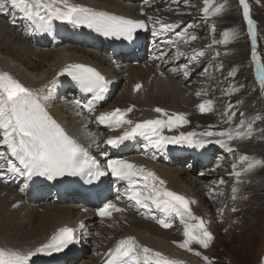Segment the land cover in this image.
<instances>
[{
    "label": "bare ground",
    "instance_id": "obj_1",
    "mask_svg": "<svg viewBox=\"0 0 264 264\" xmlns=\"http://www.w3.org/2000/svg\"><path fill=\"white\" fill-rule=\"evenodd\" d=\"M72 2L97 11H105L133 20H144L148 25L145 33H152L153 23L147 17V13H143L137 7L121 0H72ZM11 14L14 20L13 22H8L6 17ZM156 26L157 25H155V27ZM24 28L35 35L30 42L28 39L29 35L27 36L22 31ZM37 33L40 32H36L33 24L24 19L15 9H8L5 12H0V71L8 72L10 75L12 74L15 79L19 80L30 89L36 91L43 89L39 94L41 96H49V99L45 101L49 114L69 135L77 140L78 143L82 144L88 150L89 155L95 157L100 162L101 166H106L107 160L109 159H124L137 165H142L165 180L166 186L170 190L182 194L194 201V203L190 205L193 213L205 220L208 230L215 236V229L217 228L213 225H217L218 221H216L215 214H213V205L221 196V194H215L220 193L219 190L226 187L221 185L222 187L219 190L213 189L211 184L206 183V175H204V177L201 176L198 179L201 182V189L193 191L188 189L186 184L183 183L178 172L176 173L160 166H172L173 162L170 164L169 160L171 161L175 156L178 158L183 157L185 148H183L182 145L170 144L165 151L145 149L144 144L147 141L143 137H137L134 140L126 141L119 148H113L112 146L109 149L105 148L106 146H110L105 143L106 139L111 136L120 135L122 129L113 131L104 125H98L85 109L77 107L76 102L79 101L83 104L84 98L88 96L87 93L74 81H68L65 78L66 75L59 76V72L66 65L81 63L96 68L110 81L109 92L106 99L99 102L96 107L95 115H99L104 111H111L115 108L126 109L134 106V110L129 114V118L140 121L159 117L160 114L154 111L155 108L159 107L165 109L170 114L185 113L189 120L187 125H183L171 132L165 129V135H179L180 132H196L199 134L202 133V130H197L199 127L196 129L192 121L199 122L203 118L209 117L211 114L210 112L201 113L198 107L197 109H195V107L199 103L209 99L210 95L209 93H203L200 96L191 95V83L188 81L190 77L184 75L182 66L189 58L182 56L166 60L165 56L168 52L158 57H152L151 61L147 63L150 65L149 68L146 65L138 67L141 72L145 73L147 79H142L137 83L133 82L128 90L124 92V103L112 108L105 106V103L115 91V87L113 86L117 81V67H127L128 63L126 62L128 57H124L122 62L124 64L119 65L115 64L116 61L113 62L110 59L102 57L98 51H109L111 55H107L109 58H115V53L125 54L126 51L131 53L135 51L133 49L134 47L137 49L141 45L144 34L139 33L133 36L132 40L124 38H106L90 29L74 28L70 24L59 21L54 22V28L51 33H41L43 38L36 36ZM61 38L62 40H60ZM155 38L159 39L158 36H155ZM31 41H33L35 45H33ZM77 41L81 42V44H72ZM158 42L157 40L154 44ZM51 43H54V45L52 44L53 47H49L44 51L40 48L45 45L49 46ZM154 44H151V47H153ZM153 51L155 54L160 52L157 46L154 47ZM5 55L7 57H5ZM227 55L228 54H225V57H227ZM38 59L41 60L42 64H37ZM173 69H175V71H173ZM177 69L178 72L176 71ZM161 73H163V75H161ZM151 74L153 79H151ZM53 80L57 81L55 86L51 83ZM136 84L142 85L139 91L135 90ZM151 85L162 86V91L160 90V99L157 100L152 97ZM208 89L209 86L207 87V91ZM74 90H76V93H74ZM67 92L70 93L68 94ZM62 97H70L68 100H63V106L60 104V99H62ZM171 98H173V101ZM177 100H181L183 110H179V102L175 105ZM220 100L219 98H214L212 105L213 110L211 112L217 113L215 107L220 106ZM64 102L66 103L65 105ZM169 104L172 107L167 108ZM245 106L246 107L242 109L244 111L252 108L247 102ZM175 107L177 109H175ZM257 115L264 117V111L258 112ZM234 119L235 123L239 120V118L238 120L236 118ZM251 119L252 117L249 118V121ZM257 120L258 121H256L254 125L256 132L251 138L240 139V141L236 140L231 143V146L234 145L237 146V148L241 146V150H236V153H230L227 149L222 148L224 155L229 154L232 157L238 154H247L250 156L254 154L253 156L257 159L264 158V139L262 138L264 133L259 131V129L264 128V119ZM215 126H218V124ZM224 126H218V130H222ZM210 127L211 126H209V129ZM226 128L225 126V129ZM104 132L109 133L106 136L107 138L101 135ZM89 133H93L98 137V147L93 143V138ZM253 149L255 150L252 151ZM0 151H6V149L1 148ZM189 154L191 156L187 158H190L193 163H198L200 165L205 164L202 160L209 164V162L218 156L225 157L217 152L214 144H210L204 149L192 148ZM187 158L180 160L183 161ZM232 159L236 160L237 158L234 157ZM185 163L186 162L183 164ZM234 163L236 162L228 166L231 172ZM238 166L239 168L244 167V165H240L239 163ZM261 170L262 168L257 167L253 170L254 173H256L254 176L251 175L252 171L243 175L241 177L242 183L239 184H237L234 176H230L229 179L230 182L233 180L235 185L241 189L243 184L250 183L251 185V182L260 181L261 177H258V174ZM7 174L8 175H5L7 176V182L10 181L15 183L21 179H25V186L22 188L24 191L19 193L12 188L1 185L2 182L0 181V247L21 251L34 250L48 243L51 237L55 235L60 228L65 226L76 229L75 235L78 240V245L92 242V231H94L98 239L95 242H98L96 244L99 248H94V250H92L93 247H90L86 253L81 251L83 258H88V260L80 258V255H75L74 257L67 256V253L72 249L73 244H75L73 243L60 253H55L51 256L39 255L33 258L31 264H102L108 259L109 250L113 249L120 239L129 236L135 237L142 245L160 251L170 258L182 260L185 264H199L191 259L192 256H195L200 260L201 264H203L202 256H196L193 252L181 249L176 243H173L174 241L182 242L184 240L183 226L179 223L178 218H176L174 226L167 229L157 223V219L165 218L166 214L157 210L149 211L146 209L129 208L128 211L117 213L111 218H102L96 214L97 207L90 199V195L85 186L82 185L83 181L80 178L68 179L63 186L59 185V183H62L64 178L48 180L45 177H33L29 180L27 177H22L20 175ZM180 174L186 173L181 171ZM29 183H33L32 192L36 194L37 197L43 198L47 204L38 207L35 204L36 202H27V200H37V197L31 196V193L26 191V187ZM261 186L262 184L260 187ZM64 187L70 188L71 191H73L69 193L70 197L63 191ZM125 188L126 183L118 181L116 178L103 179L102 186L96 191V198L98 201L105 200L107 202L117 203L120 207H125ZM210 190H213L214 198L209 195ZM230 197L232 196H229V198ZM248 198V195L245 194L244 199L247 201ZM65 200L71 201V206L64 209L63 206L57 205ZM204 200L208 205H204ZM238 200L239 198H237V201ZM8 204H11L10 207H7ZM225 204L227 205V203ZM204 207L209 210L207 213H205ZM43 210H46V212ZM74 211L80 213L74 214ZM234 213L236 214L238 211H234ZM80 214L83 215L82 218H79ZM38 217L39 223H37ZM108 221L111 222L109 226L106 224ZM81 225L83 226L81 227ZM175 234H177L176 237ZM101 238L104 239L102 240ZM215 241L216 236L207 249L196 244H193L192 248L196 251H200L202 255L208 256L210 254L207 252L216 244ZM105 242L109 243L106 244ZM96 249L103 252L96 255ZM63 259H66V263H64Z\"/></svg>",
    "mask_w": 264,
    "mask_h": 264
},
{
    "label": "snow or ice",
    "instance_id": "obj_2",
    "mask_svg": "<svg viewBox=\"0 0 264 264\" xmlns=\"http://www.w3.org/2000/svg\"><path fill=\"white\" fill-rule=\"evenodd\" d=\"M184 2L188 3V0ZM203 2L205 20L219 15L224 9L223 4L212 8L213 0H203ZM239 4L243 7V17L247 21L248 33L252 37V59L256 63V77L261 91H264V64L260 63L255 47L256 24L250 15L248 0H239ZM8 9H15L24 19L33 24L36 32L40 33H51L55 21L70 24L74 28H87L106 38L127 40H132L138 29L147 30L148 28L144 20H133L105 11H97L73 3L72 0H0V12ZM149 20L153 23V36L175 32V29L180 27L178 23H163L158 17H149ZM157 24L160 25L159 29L155 27ZM212 30H215V25L212 26ZM236 35L235 32L225 31L223 40H213V43L228 44ZM175 36V40L169 39L165 43L175 47L177 55H184L179 49L181 41L187 44L198 39L194 34H189L187 28L175 32ZM204 55L203 50H193L191 59L198 62V58ZM216 55L219 56L220 53L217 52ZM183 69L184 75H189V65L184 64ZM65 75L78 84L84 92L92 95L87 103L81 104L77 101V107L85 109L98 125H104L113 131L122 129L120 135L111 136L105 141L113 148H119L126 141L143 137L147 141L144 144L145 149L165 151L170 144L204 149L207 145L216 144L234 153L236 150L231 147V143L251 138L256 132L254 128L256 120L264 119L257 116L249 121L245 118V113L241 112V119L235 127L230 126L221 131L208 130L199 134L180 132L179 135H165V129L171 132L187 125L189 123L187 114H170L165 109L157 107L154 111L160 114L159 117L137 121L129 118V114L134 110L132 106L126 109L115 108L95 115L99 102L106 99L110 81L96 68L81 63L66 65L59 72V76ZM56 82L53 80L51 83L55 86ZM141 87V84H136L135 90L139 91ZM42 91L43 89L39 91L30 89L8 72L0 71V147L6 149V151H0V178L5 176L6 171L12 175L27 177L29 180L33 177L55 180L69 175L84 177L88 183H93L110 172L118 181L126 183V206L120 207L113 202L105 203L97 210L98 216L111 218L114 213H124L129 208L157 210L166 214L165 218L157 219V223L166 229L172 228L178 218L183 226L184 240L173 243L181 249L193 252L196 256H202L207 264H211L208 256L192 248V245L196 244L207 249L214 239L205 220L193 213L190 205L194 201L170 190L165 180L142 165L124 159H109L106 166H101L100 162L89 155L88 150L49 114L45 105L49 96H41L39 93ZM231 91H239V89L233 88L229 94ZM201 94L196 93L197 96ZM212 105L213 101L205 100L197 107L201 113H206L213 110ZM234 107L236 106L228 104L227 111L223 114L226 116L224 123L233 124L236 117V111L232 110ZM259 131L264 133V128ZM89 135L98 147V137L93 133ZM238 159L239 164L244 167L239 168L238 164L234 163L231 173L236 178L237 184L242 183L243 175L257 167H264V160L247 154L240 155ZM220 183L223 184L225 181L221 180ZM238 191V187H233L231 197L233 200L237 199ZM209 195L214 198L213 190L209 191ZM236 210L233 207L232 211ZM75 233L76 229L72 227H62L48 243L34 250L21 251L0 247V264H31L33 258L39 255L51 256L53 253H60L69 245L78 243ZM105 264H185V262L170 258L160 251L142 245L135 237L129 236L120 239L116 246L109 250ZM261 264H264V260Z\"/></svg>",
    "mask_w": 264,
    "mask_h": 264
},
{
    "label": "rangeland",
    "instance_id": "obj_3",
    "mask_svg": "<svg viewBox=\"0 0 264 264\" xmlns=\"http://www.w3.org/2000/svg\"><path fill=\"white\" fill-rule=\"evenodd\" d=\"M121 1L137 7L143 13H147L148 18L158 17L163 23H178L180 27L175 29V32H179L187 28L188 33L194 34L198 37V39L187 44L181 41L179 43V49L181 53H184V55H177L176 48L165 43V41L169 39H176L175 32H168L164 35L158 36L159 39H156L151 32L147 34L145 33V30H142L140 33H143L144 35L141 40V45L137 49L134 47L133 49L135 51H132L131 53L129 51H126L125 54L115 53V58H109V56L107 57V55H110L109 51H98L102 57L110 59L113 62L116 61L115 64L119 65H123V58L128 57L126 62L128 63L127 67H117L118 70L116 69L117 81L113 86L115 87V91L113 94H111L105 103V106L113 108L123 104L124 92L128 90L133 82L137 83L142 79H147L145 77V73L141 72L138 67L146 65L149 68L150 65L147 63L151 61L152 57H158L159 55L166 54L168 52L165 56L166 60L182 56L189 58L188 61L183 62L184 64L189 65L188 77L190 78L188 81L191 83V95H196L197 92L202 94L209 93L210 98L207 100L213 101L214 98L221 99L220 106L215 107V111H217V113L210 112L211 115H209V117L203 118L199 122L192 121L196 129L199 127L197 130H202L201 132H204V130L221 131L218 130V126L225 125L227 128L230 126L235 127V125H237L241 119V112L245 113V118L249 120L250 117L253 118L258 116V112L260 113L261 111H264V91H261L260 89L259 80L256 77V63L252 59V37L248 33L247 21L244 20L243 7L239 4V0H213L212 8L223 4L224 9L219 15L209 17L207 20H205L203 14V8L205 7L203 0H188V3H185L184 0H179V2H177V0ZM248 4L250 6V15L254 20L257 29L255 45L256 52L260 63L264 64V0H248ZM6 18L8 22H13L14 20L12 14ZM213 25H215L214 31L212 30ZM156 28H160L159 24H157ZM22 31L27 36L29 35V38L27 37L29 42L32 37L35 36L26 28H24ZM225 31L235 32L237 35L232 38L228 44L213 43V40H223V33ZM36 36L43 38L41 33H37ZM60 40H62V38ZM157 40L159 42L154 44ZM31 43L35 45L33 41H31ZM76 43L81 44V42L78 41L73 42L72 44L76 45ZM52 44L54 45V43H51L49 46L45 45L38 47L42 48V51H44L49 47H53ZM151 44H154V46L151 47ZM156 46L160 50V52L157 54H155L153 51L154 47ZM90 49L93 50L92 48ZM193 50H203L206 53L203 57L198 58V62H194L191 59ZM217 52L220 53L219 56L216 55ZM225 54H228L227 57H225ZM5 57L7 56L5 55ZM40 63L42 64L41 60L38 59L37 64ZM205 69H207V71H205ZM176 71L178 72V69ZM233 72L235 75H230V73ZM66 79L69 81L68 78ZM151 79H153L152 74ZM208 86L209 89L207 91ZM233 88L239 89V91H231V94H229L230 90ZM160 90L162 91L161 85L152 86V97L157 100L160 99ZM75 91L76 90H74V93H76ZM67 93L69 94L70 92ZM64 99L68 100L70 97H62V99H60L61 106H63L62 103ZM171 100L173 101V98H171ZM178 102L180 103L179 110H183V104L181 103V100H177L175 105ZM246 102L250 104L252 108L244 111L242 109L243 107H246ZM229 103L236 106L232 110L236 111L235 118L237 120L239 118L238 122H233L232 125H226V123H224L226 116L223 114L227 111V106ZM65 104L66 103L64 102V105ZM168 107L172 106L169 104L167 108ZM175 109L177 108L175 107ZM195 109H197V106ZM217 124L218 126H215ZM209 126H211L210 129ZM225 126L222 130L225 129ZM107 134L109 133L104 132L101 135H103L104 138H107ZM262 138L264 139V136H262ZM214 145L217 149V152L221 154V156L225 157L218 156L209 162V164L202 160L205 164L200 165L198 163H193L190 158H187L188 156H191L189 152L192 150V148L182 145V147L185 148L183 157L178 158L175 156L171 161L169 160L170 164L173 162L172 166H160L170 169L176 173L178 172L183 183L186 184L188 189L193 191L201 189V182L198 179L201 176L204 177V175H206V183L211 184L213 189L219 190L222 187L221 185L226 187L219 190L221 196L213 205V214H215V219L219 223L217 222V225H213L215 228H217L215 229L216 244H214L212 249L207 252L210 254L208 257L211 260V264H261L262 260H264V167H260L262 168L258 174V177H261L260 181L251 182V185L250 183L245 185L243 184L244 186L242 185L241 189L239 188V191L236 194L239 200H233L231 197L229 198V196H232L233 189L230 187L237 186L233 180L230 182L229 178L233 175H231L232 172L228 166H230L233 162L238 164V158L240 155L238 154L232 157L229 154L224 155L222 147L216 144ZM232 146L237 151H240V148H242L241 146L239 148L234 145ZM110 147L111 146H106L105 148L109 149ZM1 148L3 147H0V149ZM254 150L255 149L252 151ZM253 155L254 154H251V156ZM234 157L237 159H232ZM183 158L187 159L181 161L180 159ZM258 159L264 160V158ZM182 162L186 163L183 164ZM181 171L186 174H180ZM255 174L256 173H254V171L251 172V175L254 176ZM5 175H8L6 171ZM221 180H224L225 183L221 184ZM0 181L2 182L1 185L12 188L16 192L20 193L24 191L22 188L25 186V179H21L15 183H12L10 181L7 182V176H4L3 178H0ZM261 184L262 186L260 187ZM26 188V191L30 192L31 196L37 197V195L34 194L32 190H29L28 187ZM72 192L73 191H65L69 197V193ZM245 194L249 197L247 201L244 199ZM27 202H36L35 204L38 207H42L43 205L47 204L46 201L40 197H37L36 201L27 200ZM225 203H227V205ZM71 204V201L65 200L64 202H61L60 204L58 203L57 205H61L65 209L71 206ZM231 204L232 207L237 209L236 211H238V213L235 214L234 211H232L233 208L231 207ZM10 205L11 204H8L7 207H10ZM204 205H208L205 200ZM43 211L46 212V210ZM204 211L207 213L209 210L204 207ZM77 213L80 212L74 211V214ZM82 216L83 215L80 214L79 218H82ZM37 223H39V217L37 219ZM110 223L111 222L109 221L106 222L108 226L111 225ZM124 227L128 228L127 226ZM176 235L177 234H175V237ZM215 236L213 235L214 238ZM91 237H93V240H91L92 242L89 244H73L72 249H70V251L67 253V256L74 257L75 255H80L79 257L83 258L81 251L86 253L90 247H93L92 250H94V248H99V246L96 244L98 242H95L98 239L95 236L94 231H92ZM101 239L103 240L104 238ZM105 243L107 244L109 242ZM102 252L103 251H98V249H96L95 254L97 255L98 253ZM191 259L196 263L201 264L200 260L195 256H192ZM63 260L64 263H66V259ZM84 260H88V258H85ZM202 263L207 264V262L204 260H202Z\"/></svg>",
    "mask_w": 264,
    "mask_h": 264
}]
</instances>
